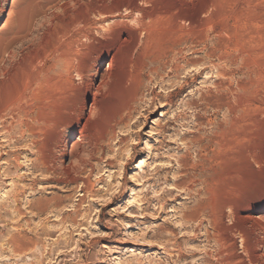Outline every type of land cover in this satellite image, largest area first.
<instances>
[{"label":"rangeland","instance_id":"1","mask_svg":"<svg viewBox=\"0 0 264 264\" xmlns=\"http://www.w3.org/2000/svg\"><path fill=\"white\" fill-rule=\"evenodd\" d=\"M59 1L0 0V114L21 92L22 76H1L7 55L18 51L21 34L35 35L39 52L54 43L58 23L49 24L50 15L63 21L69 13L51 9L65 4ZM146 10L148 33L129 22V36L137 40H127L119 53L85 128V166L61 178L28 177L21 208L34 201L36 211H24V219L5 204L0 264H264V255L244 254L229 211L264 216V0H149ZM54 80L34 86L27 104L36 112L39 144L52 139L75 97L73 87ZM215 121L224 125L219 145ZM9 122L6 117L5 126ZM67 137L79 143L77 135ZM1 140L0 150L10 152L14 143ZM21 157L24 176L35 156L24 151ZM200 164L208 168L203 176ZM88 186L92 196L83 195ZM183 213L198 221L187 224ZM222 214L221 238L212 218ZM17 220L35 242L18 256L7 245L22 232ZM178 250L185 253L181 259Z\"/></svg>","mask_w":264,"mask_h":264},{"label":"bare ground","instance_id":"2","mask_svg":"<svg viewBox=\"0 0 264 264\" xmlns=\"http://www.w3.org/2000/svg\"><path fill=\"white\" fill-rule=\"evenodd\" d=\"M61 1L65 2V4L53 3L51 9L54 12L69 11V13L63 21H59L56 14L50 15L48 23H58V27L54 29L55 31L51 35L53 36L54 43L39 52L34 46L35 35L29 33L19 35L16 41L20 47L17 52H11L7 55V62L4 63L1 71L3 78L13 75L14 77L17 75L18 77L20 75L19 78L22 76V81L21 92L18 91V96L14 100L12 99L13 101L8 102L6 105L4 104L5 107L3 110L1 109L2 114H0L2 121L1 130L4 133L2 138L5 140L4 142L9 141L10 143L12 141L14 143H10L12 144L10 152L0 150V189L4 188L7 181L10 180L9 182H11L10 191L0 201V232L2 230L1 224L4 222L6 215V210L4 209L5 204H11L12 214L18 219L25 218L26 212L24 213V211L28 210L32 212L35 210L36 202L28 200L24 203L25 210H23L24 207L21 208V198L26 191L23 183L27 182L28 177L33 176L36 179L40 176L44 177L46 174V180L53 179L55 176L61 178L68 176L71 171L75 173L85 166L80 144L86 140L85 128L89 120L96 114H94L96 101L98 102V97L103 94L102 92L107 87V81L110 79L112 72L118 64V55L126 45L127 40L131 38L133 44L137 40L135 36H129V33L133 31L129 22H132L141 33L147 32L145 22L149 18L148 11L146 10L149 0ZM100 39H103L104 42H100ZM175 46L176 44L173 45V48ZM228 62L230 65H235L236 59H228ZM104 65H106V68H104ZM73 75L77 77V85L72 82ZM57 79L73 87L75 97L72 100L73 103L55 123L52 139L45 144H39L36 140V134L39 130L35 126L37 119L33 116L34 112L32 113L27 104L32 100L31 94L34 86L38 85L41 81L45 83V81H57ZM34 96L36 98L35 94H33ZM89 98L92 100L90 112L87 109V101ZM216 108L218 109L217 105L215 106ZM6 117L10 122L5 126ZM214 128L219 132V134H214V143L219 145L218 138L223 137L225 133L224 125L216 122ZM68 133L74 137L77 135L79 143L71 144L67 137ZM24 151L29 152L31 156H35V159L28 161L29 164H27L26 174L23 176L20 174V161ZM68 156L69 163L65 165V159ZM3 157L5 158L3 159ZM196 170L199 176H203L208 171V168L200 164L196 167ZM30 185L29 189L33 191L35 180H32ZM185 188L186 190L189 189V187ZM83 193L85 196H92V187H86ZM116 199L113 198L112 202L116 201ZM234 210H236L234 207H229L230 213L234 215L232 219L235 223V228L242 239L243 252L248 258L256 260L259 256L264 255V216H253L250 213L239 216L234 214ZM51 213L52 211L48 215ZM181 217L187 221V224L188 221H198V216L189 213H183ZM223 218L224 214L217 219L212 218L214 225L218 226L216 231L219 236L225 229ZM19 222L18 220L16 221L15 227L16 229H22V232H19L16 237H11L7 244L9 245L10 252L16 256L25 255L35 246L33 239L27 235L29 226L27 225L25 230ZM60 223L62 222L60 221ZM251 225L256 228L255 231L249 230L250 227L248 226ZM41 232L43 233V230ZM256 232L260 233L258 237L255 235ZM254 245L259 250V254L253 248V250L251 249ZM182 252L180 250L177 251L180 259L185 254L182 255ZM2 253L4 251L0 249V254ZM30 264L35 263L31 262ZM200 264L213 263L204 259ZM218 264L228 263L223 262Z\"/></svg>","mask_w":264,"mask_h":264}]
</instances>
